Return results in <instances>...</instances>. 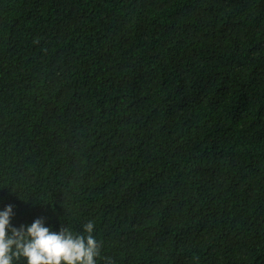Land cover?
I'll return each mask as SVG.
<instances>
[{
    "label": "trees",
    "instance_id": "obj_1",
    "mask_svg": "<svg viewBox=\"0 0 264 264\" xmlns=\"http://www.w3.org/2000/svg\"><path fill=\"white\" fill-rule=\"evenodd\" d=\"M8 204L97 264H264V0H0Z\"/></svg>",
    "mask_w": 264,
    "mask_h": 264
},
{
    "label": "clouds",
    "instance_id": "obj_2",
    "mask_svg": "<svg viewBox=\"0 0 264 264\" xmlns=\"http://www.w3.org/2000/svg\"><path fill=\"white\" fill-rule=\"evenodd\" d=\"M13 216L11 204L0 210V264H14L21 256L27 264H97L101 245L93 235L94 223L85 225V237L66 229L53 231L43 218L17 228Z\"/></svg>",
    "mask_w": 264,
    "mask_h": 264
}]
</instances>
